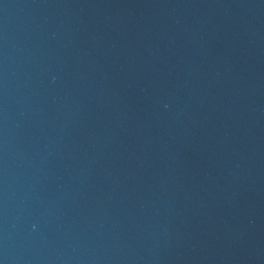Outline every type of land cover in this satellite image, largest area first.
Masks as SVG:
<instances>
[{
  "label": "water",
  "instance_id": "water-1",
  "mask_svg": "<svg viewBox=\"0 0 264 264\" xmlns=\"http://www.w3.org/2000/svg\"><path fill=\"white\" fill-rule=\"evenodd\" d=\"M0 264H101L61 165L1 51Z\"/></svg>",
  "mask_w": 264,
  "mask_h": 264
}]
</instances>
